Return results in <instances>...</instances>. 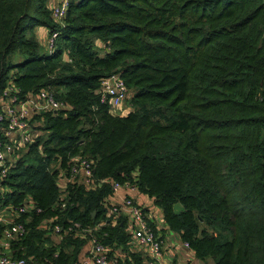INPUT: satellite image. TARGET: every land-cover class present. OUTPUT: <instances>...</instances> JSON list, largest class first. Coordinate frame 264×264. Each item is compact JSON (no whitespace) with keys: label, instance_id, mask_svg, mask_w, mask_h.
<instances>
[{"label":"trees","instance_id":"obj_1","mask_svg":"<svg viewBox=\"0 0 264 264\" xmlns=\"http://www.w3.org/2000/svg\"><path fill=\"white\" fill-rule=\"evenodd\" d=\"M48 1L0 0V93L11 79L21 98L45 89L69 106L33 116L41 126L22 149L29 158L3 182L2 205L42 209L18 218L27 233L13 253L78 264L87 238L67 230L74 222L96 227L111 256L127 251L126 220L105 217L110 183L57 184L81 155L96 179L153 198L201 264H264V0H69L63 27ZM38 27L58 28L53 53ZM113 73L132 109L101 101L100 79ZM53 224L62 230L42 228Z\"/></svg>","mask_w":264,"mask_h":264},{"label":"built area","instance_id":"obj_2","mask_svg":"<svg viewBox=\"0 0 264 264\" xmlns=\"http://www.w3.org/2000/svg\"><path fill=\"white\" fill-rule=\"evenodd\" d=\"M68 4L69 0H58L50 7L52 17L59 27L64 26ZM46 31L45 47L48 53H53L59 30L57 28L46 29ZM97 93L101 101L107 103L113 111H121L129 98L126 84L118 73L101 78ZM68 108L69 106L64 101L57 99L52 92L45 89L21 98L20 89L11 79L8 81L0 93V200L3 193L8 190L3 182L12 164L19 157L17 150L24 149L39 134L35 125L32 124L33 116L43 112L57 113ZM70 161L68 174L64 172L59 174V177H66L70 180L68 184L81 183L90 188L108 182L112 191L121 187L129 188V193H126L121 204L109 206L104 201L105 217L112 219L113 222L117 215H126L130 244L143 249V264H164L167 246L155 225L152 224L151 216L133 197L132 193L137 187L129 183L121 184L108 179H96L92 172L93 161L88 157L75 155L70 158ZM65 207L66 202L62 201L61 208ZM33 212L41 213L42 209L29 199L19 205L0 203V264H32L28 259L17 257L12 251V246L27 233L28 218L22 221L18 218L23 215L28 216ZM42 228L47 233H58L62 230L59 224ZM96 229V227H84L79 222L68 226V231L76 230L78 235L86 237L89 245L88 251L78 258V264H109L111 262L120 264L119 260L111 256L108 249L94 235ZM183 246L190 248L186 241H183Z\"/></svg>","mask_w":264,"mask_h":264},{"label":"crops","instance_id":"obj_3","mask_svg":"<svg viewBox=\"0 0 264 264\" xmlns=\"http://www.w3.org/2000/svg\"><path fill=\"white\" fill-rule=\"evenodd\" d=\"M58 0H49L48 5L51 7L53 3H55ZM46 28L44 27H38L36 29V35L37 39L41 45V47L46 50L45 47V39L44 34L46 33ZM95 44L97 47L101 48L103 44H101V41L98 39L95 41ZM32 124L35 125V128L38 130L41 126V120H35L32 118ZM70 180H68L66 177H58L57 178V184L60 187V189L64 188ZM131 186V185H130ZM126 193H129L128 187H121L116 191H112L105 197V204L107 205H119L122 203L124 197L126 196ZM135 200L144 207V210L148 215L151 216V222L153 225H155V228L157 229V232L164 240L167 249H166V256L164 258V264H170V262H173V264H199L200 261L197 260L195 257L193 251L189 248H185L183 246V241L180 237V235L168 228L166 225L163 217L162 212L160 208L154 203L153 198L148 196L147 194L141 192L136 188L134 193H132ZM120 218L123 220H126L127 224V216L124 214H119L117 217L114 218L112 224H115L116 221H118ZM45 227V226H43ZM168 244V245H167ZM89 245L87 242L82 246L79 257H82L87 251H88ZM129 251L138 252L143 256V249L141 247H138L136 245H131L129 242V246L127 247V251H122L121 248H117L115 250L112 256L116 257L119 260L120 264H123V260L126 259L127 253ZM141 256V257H142ZM78 257V258H79ZM143 260V258H142ZM109 264H115L114 262H111ZM143 264V262H142Z\"/></svg>","mask_w":264,"mask_h":264},{"label":"rangeland","instance_id":"obj_4","mask_svg":"<svg viewBox=\"0 0 264 264\" xmlns=\"http://www.w3.org/2000/svg\"><path fill=\"white\" fill-rule=\"evenodd\" d=\"M46 36H47V33L44 34V39L46 38ZM101 44H102V43H101ZM101 48H102V47H101ZM16 60H18V58H16ZM123 109H132V107H131V105H129L128 103H127V104L125 103V106H124ZM17 152H18V155H19V156L24 157V158H27V157L23 156L24 153L22 152V149H21V150H17ZM28 158H29V157H28ZM28 158H27V159H28ZM174 208H175L176 211H178V210L182 209V206H181L179 203H176L175 206H174Z\"/></svg>","mask_w":264,"mask_h":264}]
</instances>
